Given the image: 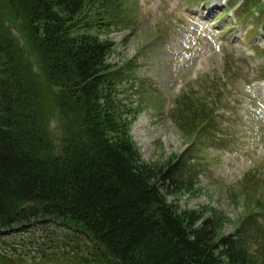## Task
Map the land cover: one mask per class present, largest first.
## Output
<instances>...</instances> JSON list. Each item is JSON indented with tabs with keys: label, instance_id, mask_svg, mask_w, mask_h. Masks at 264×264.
Returning a JSON list of instances; mask_svg holds the SVG:
<instances>
[{
	"label": "trees",
	"instance_id": "obj_1",
	"mask_svg": "<svg viewBox=\"0 0 264 264\" xmlns=\"http://www.w3.org/2000/svg\"><path fill=\"white\" fill-rule=\"evenodd\" d=\"M105 1L0 0V235L61 221L93 245L88 256L71 251L66 264H264V239L247 249L220 222L198 226L203 214L167 201L178 159L165 167L142 160L129 133L128 90L107 62L110 46L91 30ZM6 2L16 17L1 11Z\"/></svg>",
	"mask_w": 264,
	"mask_h": 264
},
{
	"label": "rangeland",
	"instance_id": "obj_2",
	"mask_svg": "<svg viewBox=\"0 0 264 264\" xmlns=\"http://www.w3.org/2000/svg\"><path fill=\"white\" fill-rule=\"evenodd\" d=\"M124 3L130 18L125 23L114 20L100 34L114 44L108 64L129 66L134 75L125 82L139 87L129 95L137 110L131 134L142 160L165 167L178 159L183 168L177 166V185L184 187L172 185L165 192L167 201L180 211L203 214L198 226L207 219L220 222L216 228L222 234L237 235L247 249L256 251V229L264 225V57L253 56L247 47L255 40L264 55V21L247 16L236 24L232 12L222 8L208 16L202 13L204 0L191 3L200 13L186 9L181 0ZM3 5L4 14L16 17L12 5ZM18 23L23 25L22 20ZM198 23L208 39L197 42L202 36ZM210 23L228 36L222 51L213 48L216 31ZM257 23L259 31L252 36ZM8 24L12 35L21 37ZM47 108L50 115L56 112L48 120L60 138L63 122L59 110L54 111L57 105L50 102ZM28 226L0 235V264L42 259L66 264L74 249L81 247L83 257L93 247L81 230L69 231L61 221L38 219ZM36 246L47 249V255H40ZM58 246L62 251L53 250ZM259 256L264 262V255Z\"/></svg>",
	"mask_w": 264,
	"mask_h": 264
},
{
	"label": "bare ground",
	"instance_id": "obj_3",
	"mask_svg": "<svg viewBox=\"0 0 264 264\" xmlns=\"http://www.w3.org/2000/svg\"><path fill=\"white\" fill-rule=\"evenodd\" d=\"M213 1H215V4L213 5V7H214L216 4H218V2L216 0H213Z\"/></svg>",
	"mask_w": 264,
	"mask_h": 264
}]
</instances>
